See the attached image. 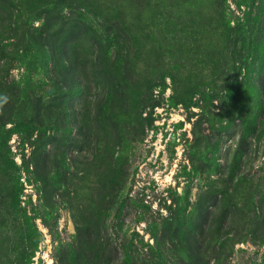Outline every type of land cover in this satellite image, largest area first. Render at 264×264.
Listing matches in <instances>:
<instances>
[{
	"label": "rangeland",
	"instance_id": "rangeland-1",
	"mask_svg": "<svg viewBox=\"0 0 264 264\" xmlns=\"http://www.w3.org/2000/svg\"><path fill=\"white\" fill-rule=\"evenodd\" d=\"M0 217L26 264H264V0H0Z\"/></svg>",
	"mask_w": 264,
	"mask_h": 264
},
{
	"label": "trees",
	"instance_id": "trees-1",
	"mask_svg": "<svg viewBox=\"0 0 264 264\" xmlns=\"http://www.w3.org/2000/svg\"><path fill=\"white\" fill-rule=\"evenodd\" d=\"M0 221V225L5 227L8 233V235H5L4 238H0V264H26L27 250L23 251L22 253H19L13 247H8V244L12 243H24L23 240H17L16 236L12 237L11 235V233H15L14 231L17 230V227L14 229L12 228V230L9 231L8 222H6V226L3 225V222H5V218L0 217Z\"/></svg>",
	"mask_w": 264,
	"mask_h": 264
}]
</instances>
